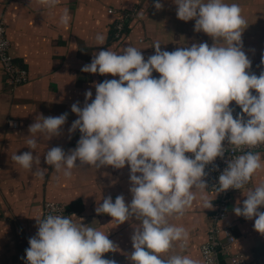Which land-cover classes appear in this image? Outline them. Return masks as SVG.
Listing matches in <instances>:
<instances>
[{"label":"clouds","instance_id":"1","mask_svg":"<svg viewBox=\"0 0 264 264\" xmlns=\"http://www.w3.org/2000/svg\"><path fill=\"white\" fill-rule=\"evenodd\" d=\"M59 2L36 0L49 10ZM173 2L177 18L185 22L195 19L194 31L209 35L212 46L202 42L169 52L156 41L152 46L155 54L147 60L132 45L119 53L99 51L81 71L119 79L94 84V99L88 90L83 108L79 102L71 106L78 119L69 131L81 133L74 149L66 153L57 146L44 154V162L66 178L78 167L77 161L95 168L130 167L131 203H126L123 195L114 202L109 196L95 211L108 214L118 224L133 216L140 221L131 238L132 264H199L187 255L162 258L174 242H182L183 250L189 236L184 227L169 224V217L182 216L196 198L195 190L206 189L205 167L223 157L225 140L234 151L264 144V71L259 76L247 71L251 61L242 50L247 21L241 7L224 0ZM154 7L161 10L163 4L156 0ZM70 18L64 9L59 24L68 27ZM96 42L103 45L105 36L97 34ZM253 89L257 95L252 94ZM233 101L242 109L235 118L229 107ZM66 119L67 113L35 119L28 128L30 151L14 153L12 160L43 179L47 168H41L40 157L34 155L35 137L59 136ZM262 167L259 153L236 156L219 176L217 190L244 189ZM244 196L242 206L233 209L235 215L255 218L254 230L264 235V211L259 210L264 206V184L249 188ZM203 206L212 207L206 199ZM36 220L38 231L29 239L26 264H116L103 258V254L116 251L104 232L63 214ZM208 264H212L210 257Z\"/></svg>","mask_w":264,"mask_h":264},{"label":"crops","instance_id":"2","mask_svg":"<svg viewBox=\"0 0 264 264\" xmlns=\"http://www.w3.org/2000/svg\"><path fill=\"white\" fill-rule=\"evenodd\" d=\"M156 0H60L49 10L36 3V0H0V21L7 25V36L11 40V52L15 60L29 72V80L12 89L6 82L0 66V264L10 260L26 258L29 239L38 231L37 220L42 218L44 202L60 201L67 206L79 207L74 213V222L96 228L108 235L116 246V251L103 254V258L114 260L116 264H132L130 255L134 251L132 236L140 221L131 217L118 224L108 214H97L95 209L104 198L111 197L113 202L123 195L126 203H131L129 191L130 167L122 169L112 166L99 168L80 165L72 169L70 178L64 177L44 162V154L52 147H61L66 153L77 146L81 133L77 129L70 132L72 123L78 116L71 106L79 102L83 108L85 93L92 91L94 84L108 79H119L111 74L87 73L81 71L90 64L94 55L101 50L121 52L127 45L141 50L145 60L155 54L152 47L159 41L161 49L174 51L178 47L206 42L209 46L213 39L204 32L194 31L195 19L182 21L177 18L173 0H160L161 10L154 7ZM225 3L238 4L242 16L247 21L242 33V50L251 61L247 70L259 76L264 71V0H224ZM108 7L128 10L136 7L137 15L131 18L130 34L123 47L112 43L110 22L115 15ZM64 9L70 14L68 27L59 24ZM114 28V27H113ZM115 32V31H114ZM105 36V43L97 45L96 36ZM116 35V34H115ZM140 38L143 40L140 41ZM154 77L159 73L153 72ZM257 95L255 90H250ZM91 103V100L88 101ZM235 101L231 102L234 104ZM67 113L66 123L59 136L49 139L37 134L38 141L34 155L40 157V167L47 168L43 179L32 171L24 170L12 160L14 153L30 151L27 140L32 138L29 125L41 115L59 116ZM15 120L17 126L9 125ZM264 164V150L258 151ZM139 175V174H138ZM264 184V167L258 170L249 183L231 196L228 217L221 222L223 229L228 228L235 236L230 253L242 255L247 264H264V235L254 230V219L248 220L235 215L233 209L242 206L249 188ZM196 198L182 216L169 217V224L184 227L189 236L186 247L181 250L182 242H174L162 258L180 254L187 255L203 264L200 244L207 237V226L215 205V193L206 189L195 190ZM203 199L211 202V208H204ZM260 211H264L262 206ZM223 234L221 238L223 241ZM225 264L228 255L220 252Z\"/></svg>","mask_w":264,"mask_h":264},{"label":"built area","instance_id":"3","mask_svg":"<svg viewBox=\"0 0 264 264\" xmlns=\"http://www.w3.org/2000/svg\"><path fill=\"white\" fill-rule=\"evenodd\" d=\"M108 12L111 14H117L115 20L116 36H119L124 28L125 20L133 18L137 15V8L133 7L128 10H117L113 7H108ZM7 25L4 20L0 21V66L5 75L7 84L12 88H17L18 86L24 84L29 80L28 70L21 64H19L11 52V40L7 36ZM143 39L140 38V41ZM233 110L234 118L238 114H242V109L234 104L229 105ZM244 115V119H247V115ZM9 125L17 126L15 120H9ZM225 152L223 157H217L215 161L206 165L203 180L209 190L215 193V205L210 216V224L207 226V237L200 244V253L202 257L203 264H208L209 257L211 258L212 264H223V260L220 256V252H224L228 255L225 264H247L245 258L240 254L230 253L231 246L235 243L236 239L233 233L228 229H223L221 227V222L228 217L229 214V204L231 196L241 190L228 189L226 191H218L217 187L219 184V176L228 167V161L235 158L238 155L244 154L245 152L251 151L256 153L258 151L264 150V144H260L256 147L249 148L244 146L240 150H233V146L228 144V141L223 142ZM186 155L192 156L191 153H186ZM53 207L55 212H53ZM48 214H63L64 216L71 217L74 220V213L68 210L67 204L48 200L44 202L42 208V218L46 217ZM223 234V238H221ZM207 253V254H206ZM7 264H26V258L10 260Z\"/></svg>","mask_w":264,"mask_h":264},{"label":"trees","instance_id":"4","mask_svg":"<svg viewBox=\"0 0 264 264\" xmlns=\"http://www.w3.org/2000/svg\"><path fill=\"white\" fill-rule=\"evenodd\" d=\"M113 15V14H112ZM114 18H113V21L110 22V31H111V39H112V42H115V43H112L114 44L115 46L117 47H123L124 46V42L128 39L129 37V34H130V21H131V18H129L128 20H125L124 22V28L122 30V32L120 33L119 36H116V29H115V20H116V16L113 15ZM114 27V28H113ZM115 31V32H114ZM79 207H72V206H69L68 207V210H70L71 212L72 211H75V210H78Z\"/></svg>","mask_w":264,"mask_h":264}]
</instances>
